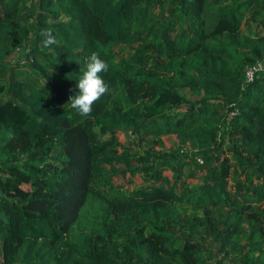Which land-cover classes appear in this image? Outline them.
Instances as JSON below:
<instances>
[{"label":"trees","instance_id":"obj_1","mask_svg":"<svg viewBox=\"0 0 264 264\" xmlns=\"http://www.w3.org/2000/svg\"><path fill=\"white\" fill-rule=\"evenodd\" d=\"M0 264H264V0H0Z\"/></svg>","mask_w":264,"mask_h":264},{"label":"clouds","instance_id":"obj_2","mask_svg":"<svg viewBox=\"0 0 264 264\" xmlns=\"http://www.w3.org/2000/svg\"><path fill=\"white\" fill-rule=\"evenodd\" d=\"M108 67V63L100 58L98 52L93 51L88 57L82 75L76 79L75 87L78 91L69 96L67 102L69 107L79 116H89L92 112V105L108 93V84L100 75L107 72Z\"/></svg>","mask_w":264,"mask_h":264},{"label":"built area","instance_id":"obj_3","mask_svg":"<svg viewBox=\"0 0 264 264\" xmlns=\"http://www.w3.org/2000/svg\"><path fill=\"white\" fill-rule=\"evenodd\" d=\"M260 68V63L257 61L255 62L252 66H250L249 68H247L245 70V77L246 78H251L252 76V72L256 69Z\"/></svg>","mask_w":264,"mask_h":264},{"label":"rangeland","instance_id":"obj_4","mask_svg":"<svg viewBox=\"0 0 264 264\" xmlns=\"http://www.w3.org/2000/svg\"><path fill=\"white\" fill-rule=\"evenodd\" d=\"M15 58V56H11V57H9L8 59L9 60H13ZM187 93V95H189L188 97H190V98H192V97H194L195 95L194 94H190V93H188V92H186ZM182 106H180V108H181ZM119 136H121L120 134H119ZM166 143L168 144L169 143V141H166Z\"/></svg>","mask_w":264,"mask_h":264}]
</instances>
